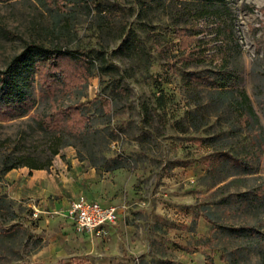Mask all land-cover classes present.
<instances>
[{"label": "rangeland", "instance_id": "obj_1", "mask_svg": "<svg viewBox=\"0 0 264 264\" xmlns=\"http://www.w3.org/2000/svg\"><path fill=\"white\" fill-rule=\"evenodd\" d=\"M217 9L235 37L228 73L175 62L181 30ZM57 50L83 61L39 68ZM223 77L257 120L210 104ZM11 79L29 97L0 107V161L61 149L40 182L28 167L0 175V264H264V0H0ZM80 195L118 207L108 236L76 227Z\"/></svg>", "mask_w": 264, "mask_h": 264}, {"label": "trees", "instance_id": "obj_2", "mask_svg": "<svg viewBox=\"0 0 264 264\" xmlns=\"http://www.w3.org/2000/svg\"><path fill=\"white\" fill-rule=\"evenodd\" d=\"M207 2H212V0H207ZM205 11L206 12L199 13V15L195 14V16L191 19L189 25L193 27L195 31L188 33L185 29L181 30L182 34L185 35L186 40L181 37L184 41L182 49L183 51L180 54L181 56L177 57V61L175 62H185L186 60H189L196 64H211L215 66L219 73L226 74L228 73L230 61L233 58L232 54L234 53L232 42L234 41L235 37L233 30L231 28L223 30L215 23L217 18L216 16H221V14H223L221 9ZM205 17H208V23H206V26L201 25V21L205 19ZM55 54V59H49V57H46L42 60H39L41 63L39 68H45L48 72V70L60 68L62 61L66 59L74 61L75 63H81V61H83L81 58L72 56L61 50L55 51ZM37 63L38 61L33 62L32 66H36ZM1 74L6 73L4 72ZM11 77H13V73L11 74ZM9 83L11 85L10 87H8L6 81H0L1 109H7L11 104L16 102H24L29 97L24 91V86L20 85L16 80L11 79ZM216 84L217 85L212 87L209 92L210 104L219 102L221 104L220 109H232V111H236L241 115L246 114L249 115L253 120H257V115L250 104V99L245 91H238L240 93V97L243 100L241 103H238L236 101L238 98L235 96L237 91L227 85L224 77L217 79ZM15 92H17L18 95V99L16 101H14L15 99L13 98V94ZM159 101L161 102V105H164L165 101L163 95L159 97ZM195 106V110L188 112L186 114V118L189 122V125L197 130L201 126L206 125L207 122L200 123L198 121L197 114L199 105L195 104ZM73 113L80 115V118L84 117L86 119V116L82 115L78 109H74ZM24 115L25 113H21L20 116ZM260 137L261 136H258V138ZM49 149L50 158L43 162H38L37 160L31 162L27 157L22 155L15 156L13 158V155H5L0 161V166H2L0 168V175H6L13 169L20 167H28L31 170L48 169L51 166L53 157L59 153L61 146H56L54 142H51ZM15 232H22V236L25 235V232L21 228L17 229ZM9 235H12V233L9 232Z\"/></svg>", "mask_w": 264, "mask_h": 264}, {"label": "built area", "instance_id": "obj_3", "mask_svg": "<svg viewBox=\"0 0 264 264\" xmlns=\"http://www.w3.org/2000/svg\"><path fill=\"white\" fill-rule=\"evenodd\" d=\"M119 212L118 207L114 205H102L85 195H80L70 205L68 215L78 229L104 238L110 233V228L118 222ZM38 213V210H34L33 217H38Z\"/></svg>", "mask_w": 264, "mask_h": 264}, {"label": "crops", "instance_id": "obj_4", "mask_svg": "<svg viewBox=\"0 0 264 264\" xmlns=\"http://www.w3.org/2000/svg\"><path fill=\"white\" fill-rule=\"evenodd\" d=\"M45 171L44 170H36V171H33V174H32V177H33V179H32V182L33 183H36V182H40L41 180V178H45V173H44ZM13 176H15V173H11L10 175H9V178L11 177H13ZM40 193H41V191H40ZM78 198V197H77ZM76 198V199H77ZM90 200H95V199H92V198H89ZM95 201H97V200H95ZM102 205H107V204H102ZM30 206H33L32 208H33V211L34 210H38L39 211V207H37L38 205H36V203L34 204V202L33 203H30ZM120 214H121V212H119V217H120ZM115 229V226H113V227H111L110 228V232L112 231V230H114Z\"/></svg>", "mask_w": 264, "mask_h": 264}]
</instances>
